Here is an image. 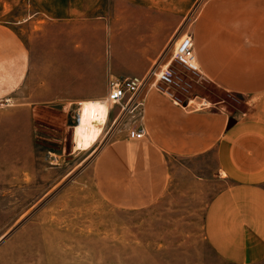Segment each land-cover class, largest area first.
Returning <instances> with one entry per match:
<instances>
[{"label": "rangeland", "instance_id": "obj_1", "mask_svg": "<svg viewBox=\"0 0 264 264\" xmlns=\"http://www.w3.org/2000/svg\"><path fill=\"white\" fill-rule=\"evenodd\" d=\"M148 4L0 0V264H225L203 235L206 206L226 184L212 153L153 161L158 191L138 210L109 204L94 180L101 147L124 131L118 108L93 147L75 149L78 104L103 101L111 75L165 63L192 29L194 10L172 22ZM155 15L168 21L148 23ZM174 70L187 90L168 86L175 97L242 107V98Z\"/></svg>", "mask_w": 264, "mask_h": 264}, {"label": "crops", "instance_id": "obj_2", "mask_svg": "<svg viewBox=\"0 0 264 264\" xmlns=\"http://www.w3.org/2000/svg\"><path fill=\"white\" fill-rule=\"evenodd\" d=\"M148 8L170 13L172 22L194 10L187 34L197 71H184L244 102L229 108L185 95L180 99L161 84L144 87L146 137L131 140L123 131L101 147L94 160L97 190L114 207L139 210L145 196L155 198L158 191L161 175L153 161L212 153L215 177L226 184L206 206L204 240L225 264H264V0H149ZM167 18L149 16L148 23ZM174 80L187 93L176 72Z\"/></svg>", "mask_w": 264, "mask_h": 264}, {"label": "built area", "instance_id": "obj_3", "mask_svg": "<svg viewBox=\"0 0 264 264\" xmlns=\"http://www.w3.org/2000/svg\"><path fill=\"white\" fill-rule=\"evenodd\" d=\"M175 66L186 71H197L189 34L183 35L174 43L170 57L165 63L154 66L145 75L124 79L109 76L107 94L103 100L109 106L107 117L112 108H118L117 120L124 124L128 139L142 140L146 137L143 125V100L140 98L142 90L148 85L151 87H157L159 84L174 86ZM200 106L205 107V104L201 103Z\"/></svg>", "mask_w": 264, "mask_h": 264}, {"label": "bare ground", "instance_id": "obj_4", "mask_svg": "<svg viewBox=\"0 0 264 264\" xmlns=\"http://www.w3.org/2000/svg\"><path fill=\"white\" fill-rule=\"evenodd\" d=\"M80 106L78 122L74 129L75 149L85 151L99 140L106 123L109 106L104 101H84Z\"/></svg>", "mask_w": 264, "mask_h": 264}, {"label": "water", "instance_id": "obj_5", "mask_svg": "<svg viewBox=\"0 0 264 264\" xmlns=\"http://www.w3.org/2000/svg\"><path fill=\"white\" fill-rule=\"evenodd\" d=\"M232 122L230 121V123L228 124V128L231 126Z\"/></svg>", "mask_w": 264, "mask_h": 264}]
</instances>
